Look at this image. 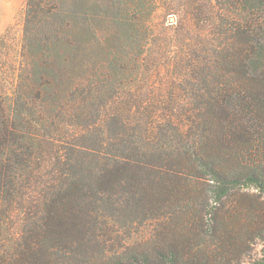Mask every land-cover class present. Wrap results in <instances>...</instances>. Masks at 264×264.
I'll return each instance as SVG.
<instances>
[{
  "label": "trees",
  "instance_id": "trees-1",
  "mask_svg": "<svg viewBox=\"0 0 264 264\" xmlns=\"http://www.w3.org/2000/svg\"><path fill=\"white\" fill-rule=\"evenodd\" d=\"M20 56L0 264H264V0H26Z\"/></svg>",
  "mask_w": 264,
  "mask_h": 264
},
{
  "label": "rangeland",
  "instance_id": "rangeland-1",
  "mask_svg": "<svg viewBox=\"0 0 264 264\" xmlns=\"http://www.w3.org/2000/svg\"><path fill=\"white\" fill-rule=\"evenodd\" d=\"M26 0H0V92L10 94L15 86L17 72L20 63L22 26ZM175 23V15L167 14L162 9L155 13L152 24L156 32L163 26ZM159 75L150 76V80L156 84L160 91L165 86L159 85ZM167 88V87H166ZM254 190V189H251ZM261 244H256L254 252L258 255ZM242 264H247L246 262Z\"/></svg>",
  "mask_w": 264,
  "mask_h": 264
}]
</instances>
